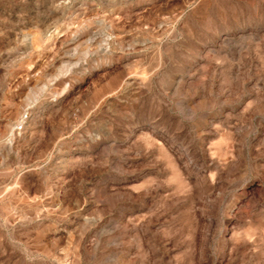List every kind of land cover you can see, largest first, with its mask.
Returning a JSON list of instances; mask_svg holds the SVG:
<instances>
[{
  "label": "rangeland",
  "instance_id": "374dc122",
  "mask_svg": "<svg viewBox=\"0 0 264 264\" xmlns=\"http://www.w3.org/2000/svg\"><path fill=\"white\" fill-rule=\"evenodd\" d=\"M0 264H264V0H0Z\"/></svg>",
  "mask_w": 264,
  "mask_h": 264
}]
</instances>
